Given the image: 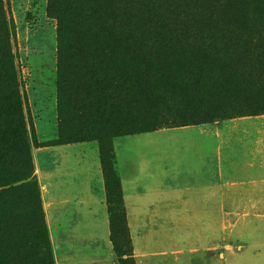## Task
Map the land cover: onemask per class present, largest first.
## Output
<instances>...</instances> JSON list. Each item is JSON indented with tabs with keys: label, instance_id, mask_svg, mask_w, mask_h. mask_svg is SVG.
I'll use <instances>...</instances> for the list:
<instances>
[{
	"label": "rangeland",
	"instance_id": "rangeland-1",
	"mask_svg": "<svg viewBox=\"0 0 264 264\" xmlns=\"http://www.w3.org/2000/svg\"><path fill=\"white\" fill-rule=\"evenodd\" d=\"M1 1L0 28L5 33L0 35V43L10 54L13 75V82H4V91L6 96L13 90L18 92L24 138L5 139L0 144V191L9 190L8 198L13 200L12 212L1 213L13 227L0 235V264H57L56 258L64 250L57 245L60 235L50 226L42 198L43 181H47L43 171L50 156L47 149L84 143L97 149L99 162L101 155L104 158L101 171L107 237L118 263L119 255L109 239L107 212L109 208L115 223L116 247L124 252L120 235L126 210L117 197L108 195L113 183L119 181L116 141L147 137L158 140L156 146L175 149V141L188 138L187 132H154L180 128L171 126L181 124L183 110L195 105L197 94L192 89L200 88L197 80L213 72L218 75L219 69L227 88H211L216 94L208 92L214 99L205 108L214 111L210 122L230 123L220 130L219 172L223 176L220 187L226 190V174L233 175L234 187L219 195L217 210L204 207L201 198L205 195H195V204L191 202L181 211L184 225H178L174 215L169 223L152 227L157 239L150 245L156 253L139 260L142 264H264V111L227 118L215 115L217 110L228 111L238 102H259L264 107V88L259 80L255 85L243 81L252 68L256 69L251 72L254 77L257 68L241 53L244 46L231 41L209 42L199 52L195 43L184 52L186 42L165 39L168 34L178 36L209 28L241 29L254 34L253 38L249 35L251 44L259 47V35L264 37V0ZM150 32H160L164 37L152 42L155 34L147 35ZM139 47L146 50L144 56L130 53ZM125 49H130L131 56L117 59ZM117 72L121 82L107 84L105 77L117 76ZM106 86L118 97L109 101L111 108L104 103ZM218 93L229 96L225 102H218ZM0 112L3 117L9 114L4 107ZM118 116L124 117L129 128L123 124L111 128L108 122ZM146 123H153L155 130L137 133L148 128ZM194 125L190 122L186 126ZM131 129L136 133L128 134ZM25 156L30 170L24 164ZM170 159L168 170L195 168L194 163L180 162L182 158L174 150ZM246 182L251 183L250 188H244ZM98 186L92 188L97 190ZM208 201L215 207V196ZM126 225L132 247L127 255L136 264L133 250L141 229L131 228L127 218ZM161 244L162 249H158ZM11 253L17 254L14 263L9 262Z\"/></svg>",
	"mask_w": 264,
	"mask_h": 264
},
{
	"label": "crops",
	"instance_id": "crops-1",
	"mask_svg": "<svg viewBox=\"0 0 264 264\" xmlns=\"http://www.w3.org/2000/svg\"><path fill=\"white\" fill-rule=\"evenodd\" d=\"M229 124L205 122L154 132H187L188 138L175 141V149L156 146L158 140L147 137L116 141L114 155L120 171L122 204L129 226L141 229L133 250L136 264H142L139 258L156 253L150 245L157 239L152 235V227L162 226L165 221L169 223L174 215L178 225H184L180 221L181 211L187 209V204H195V195H205L201 198L204 207L217 210L219 195L227 194L229 186L234 187L230 174H226V190L225 186L220 187L223 176L219 172V137L223 126ZM47 150L50 156L43 171L47 181H43L42 198L50 226L60 235L57 245L64 250L56 258L57 264H118L107 237L97 149L91 143H84L58 145ZM173 150L181 156L180 162L194 163V170H168ZM94 184L99 185L97 190L92 188ZM259 185L262 186L261 180ZM250 187V182L244 184V188ZM210 196H215V207L212 203L208 205ZM158 247L162 249L163 244Z\"/></svg>",
	"mask_w": 264,
	"mask_h": 264
},
{
	"label": "trees",
	"instance_id": "trees-1",
	"mask_svg": "<svg viewBox=\"0 0 264 264\" xmlns=\"http://www.w3.org/2000/svg\"><path fill=\"white\" fill-rule=\"evenodd\" d=\"M2 1L0 0V6H1ZM59 12H61L63 14V16H66V14H64L65 12L61 9H58ZM110 11V8L107 10V12ZM105 14V10L102 11ZM2 14V8L0 7V17ZM61 16V17H63ZM188 33H184L181 32L178 36L175 35V33H173L174 35H170L168 34L165 39H167V41H170L171 39H173L174 41L178 42V41H183L187 43V48L186 50H184V52H186L187 50L190 51V48L193 47V44L196 43V50L197 52L199 51H204L208 46H206V44L208 45L209 42H213V41H219L221 43H227L229 41H231L232 44H236V45H243L244 47L241 48V53L243 55H247L248 57H250L252 59V65L253 67L257 68L256 74L253 76H251V72H254L256 69L252 68V71L248 72L245 75V79H243V81L245 80V82H251L253 83V85L257 84L258 82H256L255 80H259V85L264 88V37L262 35H259V37L261 38V45L259 47L254 46L253 44H251V37L253 38V36H255L252 33H248L246 31H243L241 29H237V31H228V30H220V29H215V28H209V29H203V30H194V31H187ZM246 32V33H245ZM5 33V30L2 29V26L0 28V35ZM248 33V34H247ZM149 34H155L152 37V42H157L158 40H161L164 36L160 35V32H150ZM249 35L251 37H249ZM3 47V49H2ZM148 47V46H147ZM151 48V47H149ZM6 45H1L0 43V108H5V110L7 109V112H9L7 117H3V113L0 112V144L3 140L8 139L9 141H14V139L18 138H24V130H23V126H22V119H21V107H20V99H19V95L18 92L16 91H12L9 92V95L6 96L5 95V91H4V82L6 81H11L13 82V75L11 73V63H10V54L9 52H6ZM178 50H181V47H177ZM127 50L130 49H125L123 54L118 53L116 55V58L119 59H124L127 58L126 56H131V54L133 53H139L144 56L143 54L146 53V50H144L143 48L139 47V50L137 49H131L130 53H128ZM255 50H260L259 54H254ZM261 57V58H259ZM249 66V67H251ZM118 67V66H117ZM169 68L171 69H176V67L173 66H169ZM125 70V67H123V70L120 72V74H123ZM117 76H109V77H105V81L107 84L112 85L113 83H120L121 82V77L119 75V73H116ZM207 75H205L204 77H200L197 80L198 85L200 86L199 89H192L193 91H195V93L198 95H196V101H195V105L192 107H187L185 108V110H183V116H182V123L181 124H175L171 127H181V126H186L188 124H199V123H205V122H210V119H213L215 116H213L214 111L212 109H207L205 108L207 106L208 103H213L214 99V95L212 93L216 92L214 90H224L227 88L226 87V82H223L222 79V75H221V70L219 69L218 75H216V72H213L212 74L209 75V77H206ZM125 83V81H123ZM242 83V82H241ZM251 85V87L253 89H256V86ZM225 86V87H223ZM246 86H250V85H246ZM245 87V86H243ZM106 91H105V96H104V103L105 105H107L108 108H111V105L109 104V101L111 99H117V95L114 93H109V89L108 86H106ZM211 88H213L214 90H210ZM249 90V89H248ZM113 91V90H111ZM209 91H211L212 93H208ZM200 92H202V96L200 95ZM208 93V94H207ZM218 102L221 101H226V96H229V94H225V93H218ZM210 95V96H209ZM116 96V97H115ZM211 99V100H210ZM209 108V107H208ZM186 111H190V114L185 113ZM264 111V107H260V103L259 102H255L253 104H248V105H244L240 102H238V104H236L235 106H233L232 108L228 109V111H224V110H217V112H215L217 116H219L220 118H227L229 115L233 114H238V115H244V114H248V115H256L258 114V112H263ZM189 116V117H187ZM188 118V119H187ZM203 120V121H202ZM195 122V123H193ZM108 124L111 126L112 129H115L116 127H114V125L119 127V124H123V128H129V124L127 123V121L124 119V117H116L114 118L111 122L109 121ZM146 125L148 126L147 129L140 128V130H137V133H143V132H151L154 131L156 126L153 125V123H146ZM136 133V131H133L131 129V133L128 134H134ZM112 135H115L114 132H112ZM27 158V160H26ZM102 162V163H101ZM100 165H101V170H104V158L103 155H101V159H100ZM25 166H27V168H29L30 170V161L28 159V156H25ZM3 178V177H0ZM36 192V190H35ZM8 194H9V190H1L0 191V232L2 231L3 233H0V235L2 234H6L8 230H10L13 227V224L11 223V221L1 218V213L3 211H7V212H12L13 208H12V202L13 200H9L8 198ZM111 194V195H110ZM108 195L113 196V197H117V200L119 201V203L121 204V206H123L122 204V196H121V190H120V184L119 181L117 180V182L113 183V189L108 191ZM108 212V216H109V239L113 244L114 247V251L119 255V259H118V263L119 264H126V262L128 260H130V262H132V264H134L133 260H131L129 258V255H127L128 253L131 252V241L128 235V229H127V225H126V217L125 214L122 215V233L120 235L121 238H123L124 241V248L126 249L124 252L120 251L115 244V240H114V232H115V223L113 222V219L111 218L110 215V209H107ZM126 256V257H123ZM12 261L9 260V262L14 263L15 261H17V254L15 253H11V257Z\"/></svg>",
	"mask_w": 264,
	"mask_h": 264
}]
</instances>
